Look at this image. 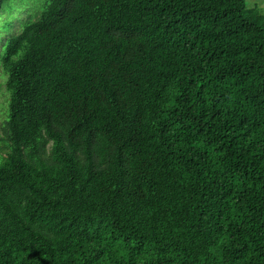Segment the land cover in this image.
Here are the masks:
<instances>
[{"label":"trees","instance_id":"1","mask_svg":"<svg viewBox=\"0 0 264 264\" xmlns=\"http://www.w3.org/2000/svg\"><path fill=\"white\" fill-rule=\"evenodd\" d=\"M12 1L0 264H264L254 0Z\"/></svg>","mask_w":264,"mask_h":264},{"label":"rangeland","instance_id":"2","mask_svg":"<svg viewBox=\"0 0 264 264\" xmlns=\"http://www.w3.org/2000/svg\"><path fill=\"white\" fill-rule=\"evenodd\" d=\"M37 1H42V0H37ZM44 1L43 0V4H40L39 5V9H41L44 5ZM12 2L16 3L15 0H13ZM24 2H27V1H24ZM5 7V10H8V6L7 5H4ZM248 7H256V11L259 12L260 14L264 15V0H254L252 2H248ZM13 10V9H12ZM11 10L9 11H6V12H10ZM36 11V9H32V7L30 8L29 5H25V6H20L19 7V10H14L12 11V14L13 16L17 17V18H28L29 15H32L34 14ZM11 14V13H10ZM3 16L6 17L5 14H2ZM2 81V79H0V82ZM6 94H2L0 96V125L2 124L3 120H4V111H5V108H6V102H5V99H6ZM7 113H8V109H7ZM0 134H1V126H0Z\"/></svg>","mask_w":264,"mask_h":264}]
</instances>
